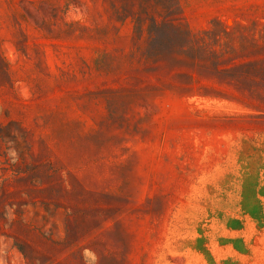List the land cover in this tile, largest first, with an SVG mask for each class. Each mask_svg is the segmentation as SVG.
Instances as JSON below:
<instances>
[{
	"label": "rangeland",
	"instance_id": "rangeland-1",
	"mask_svg": "<svg viewBox=\"0 0 264 264\" xmlns=\"http://www.w3.org/2000/svg\"><path fill=\"white\" fill-rule=\"evenodd\" d=\"M0 264H264V0H0Z\"/></svg>",
	"mask_w": 264,
	"mask_h": 264
}]
</instances>
